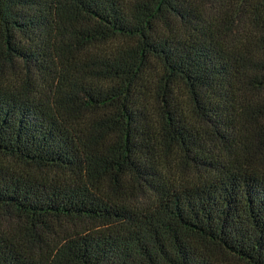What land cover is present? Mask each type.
<instances>
[{"label": "trees", "instance_id": "obj_1", "mask_svg": "<svg viewBox=\"0 0 264 264\" xmlns=\"http://www.w3.org/2000/svg\"><path fill=\"white\" fill-rule=\"evenodd\" d=\"M0 264H264V0H0Z\"/></svg>", "mask_w": 264, "mask_h": 264}]
</instances>
